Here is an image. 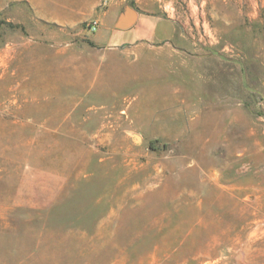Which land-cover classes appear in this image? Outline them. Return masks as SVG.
<instances>
[{
    "label": "rangeland",
    "instance_id": "rangeland-1",
    "mask_svg": "<svg viewBox=\"0 0 264 264\" xmlns=\"http://www.w3.org/2000/svg\"><path fill=\"white\" fill-rule=\"evenodd\" d=\"M133 7L188 44L0 0V264H264V0Z\"/></svg>",
    "mask_w": 264,
    "mask_h": 264
},
{
    "label": "crops",
    "instance_id": "crops-1",
    "mask_svg": "<svg viewBox=\"0 0 264 264\" xmlns=\"http://www.w3.org/2000/svg\"><path fill=\"white\" fill-rule=\"evenodd\" d=\"M31 2L36 15L44 20L64 24H76L87 19L96 20L98 22L96 39L109 46H125L136 51L139 47L156 43L188 44L187 38L179 34L178 25L173 18L140 11L133 7V0H31ZM129 9L136 11L135 21L126 28L116 27L117 20L123 18ZM108 16H113L111 33L119 32L123 35L119 43L109 39L101 41L97 36L104 19Z\"/></svg>",
    "mask_w": 264,
    "mask_h": 264
},
{
    "label": "water",
    "instance_id": "water-1",
    "mask_svg": "<svg viewBox=\"0 0 264 264\" xmlns=\"http://www.w3.org/2000/svg\"><path fill=\"white\" fill-rule=\"evenodd\" d=\"M136 18V11L134 9H129L125 16L115 23V26L118 28H126L130 26Z\"/></svg>",
    "mask_w": 264,
    "mask_h": 264
},
{
    "label": "built area",
    "instance_id": "built-area-1",
    "mask_svg": "<svg viewBox=\"0 0 264 264\" xmlns=\"http://www.w3.org/2000/svg\"><path fill=\"white\" fill-rule=\"evenodd\" d=\"M97 23L98 22L96 20H91L88 24L89 29L95 31L97 27Z\"/></svg>",
    "mask_w": 264,
    "mask_h": 264
}]
</instances>
